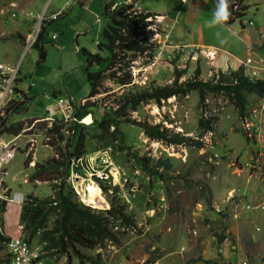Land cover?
Here are the masks:
<instances>
[{
  "label": "rangeland",
  "instance_id": "rangeland-1",
  "mask_svg": "<svg viewBox=\"0 0 264 264\" xmlns=\"http://www.w3.org/2000/svg\"><path fill=\"white\" fill-rule=\"evenodd\" d=\"M43 1L0 0V63L10 67L20 63L17 85L30 93L27 100L18 101L22 104L19 114L9 115V124H21L19 133H1L0 136L4 141H13L15 148L6 167L8 193L23 194L20 205L0 202V224L4 234L26 240L29 235L20 220L22 205L29 196L38 200L54 197L57 191L54 185L58 186L64 177L62 168H50L45 179L30 180L38 166L52 158L60 160V153L66 150L64 146L71 136L68 129L73 119L69 117L70 104L65 108L60 102L70 101L72 106L79 102L87 104L99 118L103 109H117L121 96L128 90L142 92L171 86L175 81L184 83L193 78L197 68L201 81H208L219 70H236L217 67L218 57L226 53V46L220 47V43L229 42L225 38L227 35H222L218 44L206 38L201 44H195L192 34L196 26L183 20L191 0L185 4L182 0H126L132 6L129 12L154 15L151 17L154 23L151 40L155 50L151 56H139L129 61L130 84L120 85L106 79L101 83L99 93L87 97L90 91L87 54L106 55L98 47V43H104L103 28L108 22L103 13L106 0H52L47 14L53 12V18L43 24L35 41L45 50L41 59L35 43L30 47V40H26L28 34L35 31V22L27 17L12 18L10 14L17 10L36 15L42 12ZM229 11L242 14L230 26L234 31H240L241 25L251 30L263 27L258 39L264 49V0H235ZM230 23L228 21L227 25ZM53 35L55 39H52ZM248 60L251 67L244 68L246 76L264 80V64H255L251 56ZM104 65V62L93 64L90 69H103ZM178 72L183 73L177 78ZM246 98L244 117H240L222 94L206 95L205 107L199 103L197 91L172 96L162 100L160 105L153 101L140 104L135 111L128 112L131 121L158 124L172 133L202 140L203 147L199 149L151 140L139 126L129 122L120 124V135H117L120 138L109 140L111 147H105L106 141L98 136L94 117L84 116L79 121L82 124L79 130L85 136L87 153L79 160L72 159L64 192L79 205L92 210H107L112 203L123 204L126 213L132 215L136 228L122 231L119 227L124 232L118 234L119 244L107 241L104 247L93 249L76 246L79 254L70 251L72 264H137L136 260L147 259L154 251L150 250L152 245L160 241L170 250L181 246L179 250L184 258H190L199 254L201 238L211 237L214 232L229 237L225 233L229 221L224 217L232 211L236 218L244 216L237 206V200L243 198L242 185L253 183L256 190L257 180L264 184V96L246 94ZM55 103L59 104L58 110ZM49 106H53V121L35 119L48 116ZM16 107L17 104L15 110ZM209 112H216L219 120L212 132H203L198 122ZM61 122L64 124L60 131L62 141L57 134H46L48 128ZM77 135H73V139ZM147 158L150 159L147 161L149 168L158 158H168L171 168L160 167V175L152 176L142 171V159ZM102 173H107L108 177ZM23 178L27 183H20ZM90 183V203H87L81 194ZM95 198L98 206L91 203ZM255 208L262 210L264 204ZM51 226L52 219H49L47 227ZM113 229L118 230V227ZM28 241L31 248L37 250L45 244L39 234ZM0 245L2 260L7 254ZM42 255L43 264H67V257L58 253L44 251Z\"/></svg>",
  "mask_w": 264,
  "mask_h": 264
},
{
  "label": "trees",
  "instance_id": "trees-1",
  "mask_svg": "<svg viewBox=\"0 0 264 264\" xmlns=\"http://www.w3.org/2000/svg\"><path fill=\"white\" fill-rule=\"evenodd\" d=\"M118 1H121L118 3ZM131 5L126 3V0H106L104 2L103 13L107 16L108 22L103 28L104 43H98V47L106 52L105 57L100 53L87 54V79L90 84V91L87 97H91L99 93L101 83L110 79L120 85H128L131 83V76L129 73V66L139 56L152 55L154 52V42L151 40L153 30L154 15L147 13L134 14L129 12ZM242 15V14H241ZM240 13H233L229 22H233L239 18ZM35 48L39 50L40 58H44L45 50L42 46L35 44ZM104 62V68L92 71L90 67L93 64L99 65ZM183 72L177 73V78ZM191 91H197L199 103L204 104L206 95L222 94L227 101L231 103L238 111L240 117H244L247 106L246 94H255L259 97L264 96V80L250 79L244 74L242 66L236 70H227L225 72L219 70L208 81L199 80V69H195L194 76L187 82L175 83L171 86L163 88H152L151 90H144L142 92H132L128 90L121 96V102L117 109L113 111H106L103 109L99 118H96L95 111H93L87 104H79L73 106L71 118V126L68 129L71 136L64 146L66 150L60 153L59 159H51L42 166H38L30 177V180L45 179V173H49V169L57 170L62 168L64 170V177L54 189H57L54 197L48 200H38L29 196L21 207L20 220L23 225V230L28 232V240L39 234L40 239L45 243L42 248L43 251H49L51 254H60L67 257V264H72V251L75 255L76 246L86 249H93L94 247H104L107 241L115 244L120 243L118 234H124L122 231L127 228L135 229L132 215L125 211V206L120 203H112L107 210H92L88 206H82L73 201L68 194H65L67 177L69 176V166L72 159L83 157L87 152L84 148L85 136L80 132L82 124L79 121L84 116L91 114L94 121L97 123L98 136L103 138L104 146H110L113 140L120 138V124L129 122L139 126L144 134L151 140L165 142L166 144L186 145L196 148H202L203 142L200 139H191L188 136L179 133L170 132L167 128L160 127V125H149L145 122H135L128 118V112L135 111L140 104L149 103L150 101L160 105L162 100H166L172 96H185ZM85 99V98H83ZM82 100V99H81ZM93 107H97L92 104ZM7 117L2 119L0 126V133L6 132L10 134H18L21 129V124H9ZM219 118L216 112H209L207 116L201 117L198 126L203 132H212ZM33 121V120H32ZM30 121V122H32ZM64 124L56 123L51 128L46 130L47 135L57 134L62 141L63 136L61 129H64ZM113 128L111 131L110 128ZM73 139V135H76ZM108 138V139H107ZM111 138V139H109ZM142 171L152 176L160 175L158 170L170 169L171 164L168 158H158L152 167H148L147 161L150 159H142ZM38 165V164H37ZM47 179V178H46ZM53 179V178H52ZM98 206L96 198L91 202ZM54 217V218H53ZM52 219L51 228L47 227V222ZM118 227V230H114ZM216 241L220 244L224 239L223 234H213ZM8 238L0 235V244L3 245ZM2 246L0 245V250ZM83 260L82 256H78ZM89 258H87L88 260ZM8 259L0 260L7 263Z\"/></svg>",
  "mask_w": 264,
  "mask_h": 264
},
{
  "label": "crops",
  "instance_id": "crops-1",
  "mask_svg": "<svg viewBox=\"0 0 264 264\" xmlns=\"http://www.w3.org/2000/svg\"><path fill=\"white\" fill-rule=\"evenodd\" d=\"M229 2L231 3L232 0H229ZM213 7L214 0H208L207 3H205V0H191L189 7L185 10L186 13L183 14L184 23L196 26L192 34L195 44H201L202 39L205 38L218 44L220 43L219 38L222 35H227L225 38L229 42L220 43V47L226 46V53L218 57L216 62L219 66L217 67L220 69H237L239 66H243L249 69L251 66L246 63V59L250 56L253 57L255 64L260 62L264 64V49L262 48L260 39H258L261 36L258 33L263 27L251 30L250 28L245 29L244 25H241L240 31H234L230 26L235 21L227 26L218 25L215 26L216 28L209 27ZM214 28L216 30L219 29V31H214ZM255 33L256 36L254 35ZM38 45L40 44L38 43ZM3 58L7 60V56L5 55ZM6 63L11 64L7 61ZM27 95L29 98L30 93L28 92ZM257 181L256 190L253 183L252 185H248L247 182L242 185L244 188L242 191L239 189L243 198L237 200L238 204H235L241 208L244 216L234 218V212L232 211L233 214L230 213V217H224L225 220L229 221L225 232L228 233L229 237H225L220 244L217 243L214 235L215 239L213 236H205L199 241V254L195 257L184 258V255L179 250L181 246L176 247L175 250H170L166 248L163 241H160L161 243L158 242L152 245L150 250L154 249V251L149 253L150 256L147 259L136 260V262L140 263L144 261L145 264H242L243 262H247L248 264H264V209L255 208L259 204H264V184L259 183L260 179L259 182ZM247 207H253V209H247ZM144 257H147V255L145 254Z\"/></svg>",
  "mask_w": 264,
  "mask_h": 264
},
{
  "label": "built area",
  "instance_id": "built-area-1",
  "mask_svg": "<svg viewBox=\"0 0 264 264\" xmlns=\"http://www.w3.org/2000/svg\"><path fill=\"white\" fill-rule=\"evenodd\" d=\"M44 7L41 13L34 15L31 12H17L14 10L11 12V16L14 18L24 17L30 18L35 22V31L28 34L27 41L30 40L28 46H32L39 34L40 27L43 21L48 20L53 17V14L50 17L46 16L47 8L49 6L50 0H45ZM184 2L186 0H183ZM52 38H55L53 36ZM28 49V47L26 48ZM250 62V60H247ZM19 64L14 67H10L0 63V126L1 121L4 118H7L9 115H12L15 111V105L18 104V101L25 99V91L18 88V78H19ZM32 85V84H31ZM70 102H60L61 107L68 108L67 106ZM19 109L16 107V110ZM49 117L45 119L38 120H48L53 121V107H48ZM35 120V121H38ZM29 128H27L28 130ZM3 134V133H2ZM0 134V136L2 135ZM14 140V139H13ZM13 141H4L0 137V202H10L20 204L23 202V194L21 192L8 193L9 187L7 186V176L8 172L6 167L9 161L12 158L13 151ZM80 158L76 159L79 160ZM75 160V159H74ZM103 174V173H102ZM108 177L107 173L103 174ZM20 183H27V179L23 178ZM263 208V207H262ZM0 235H5L3 233V228L0 224ZM4 249L7 254L8 264H43L41 259L42 252L40 250L31 248L30 243L20 237V236H10L5 242H3ZM245 264V263H243Z\"/></svg>",
  "mask_w": 264,
  "mask_h": 264
},
{
  "label": "clouds",
  "instance_id": "clouds-1",
  "mask_svg": "<svg viewBox=\"0 0 264 264\" xmlns=\"http://www.w3.org/2000/svg\"><path fill=\"white\" fill-rule=\"evenodd\" d=\"M183 1V0H182ZM46 1L44 0L43 1V4L45 3ZM208 2V0H205V3H207ZM186 3V1L185 2H182V4H185ZM235 3V0H232V3L230 4V2H229V0H214V7H213V9H212V11H211V21H210V23H209V27H215V26H218V25H227V23H228V21L230 20V17L232 16V13L229 11V9H230V7L232 6V4H234ZM50 5H51V0H50V3H49ZM50 5L48 6V8L50 7ZM48 8H47V12H46V16H48V17H50V15H52L53 14V12L52 13H50L49 15L47 14L48 13ZM12 11H14V10H12ZM11 11V12H12ZM25 12V11H24ZM10 16H11V14H10ZM12 17V16H11ZM12 18H14V17H12ZM18 18H24V17H18ZM53 18V17H52ZM52 18H50V19H52ZM50 19H48V20H45V21H43L42 22V24H41V27H40V31H42L41 29L43 28V24L44 23H46V22H49L50 21ZM237 19V18H236ZM235 19V20H236ZM240 19V18H239ZM234 20V21H235ZM40 31H39V33H40ZM41 34V33H40ZM53 36H55V35H53ZM52 36V37H53ZM39 38H40V35H39ZM55 38H56V36H55ZM55 38H52V39H55ZM36 41V40H35ZM35 43V42H34ZM36 44V43H35ZM34 45V44H33ZM35 47V46H34ZM28 49H26V51H27ZM250 59V58H249ZM247 60H248V58L246 59V63L248 64L249 62H247ZM251 60V59H250ZM17 64H19V66H20V63H17ZM240 67V66H239ZM238 67V68H239ZM243 67V66H242ZM245 67H243V69H244ZM20 69V68H19ZM245 74V73H244ZM246 75V74H245ZM18 82H19V78H18ZM31 85V84H30ZM19 88V87H18ZM29 88V87H28ZM20 89V88H19ZM22 90V89H21ZM23 91H25V99L24 100H27L28 99V90H23ZM27 98V99H26ZM61 100L59 99V101L58 102H60ZM66 101H68V100H66ZM57 102V103H58ZM70 102V101H69ZM24 104V103H23ZM19 106V109L18 110H15L14 112H13V114L11 115V116H13L14 114H19V112H20V108H21V106H22V104L21 105H18ZM18 106H17V108H18ZM49 107H53V106H49ZM56 108H57V110H58V108H60L59 107V104H56V106H55ZM72 109H73V106H72V104L70 103V115H69V117L71 116V113H72ZM88 115H91V114H88ZM9 118H10V116H8ZM47 117H49V115L48 116H46V117H38V118H42V119H45V118H47ZM36 119V118H35ZM43 121H48V120H43ZM33 124V123H32ZM30 127V126H29ZM28 128V127H27ZM3 133H6V132H3ZM1 134V133H0ZM82 158V157H81ZM1 202H5V201H1ZM16 204V203H15ZM18 205H20V204H18ZM229 214L230 213H228V214H225V218H228V217H230L229 216ZM231 214H233V213H231ZM233 216H234V218H236V214L234 213L233 214ZM194 234V233H193ZM3 236H5V237H7V238H9L10 236H8V235H3ZM28 241V240H27ZM29 242V241H28ZM41 252H44L42 249L40 250ZM7 258V257H6ZM8 259V258H7ZM41 259L43 260V255H41ZM137 263V262H136ZM243 263H245V264H248L247 262H243ZM242 263V264H243ZM6 264H8V261H7V263ZM137 264H140V263H137ZM150 264H155V263H150Z\"/></svg>",
  "mask_w": 264,
  "mask_h": 264
},
{
  "label": "bare ground",
  "instance_id": "bare-ground-1",
  "mask_svg": "<svg viewBox=\"0 0 264 264\" xmlns=\"http://www.w3.org/2000/svg\"><path fill=\"white\" fill-rule=\"evenodd\" d=\"M91 186H92V183L86 185V187H84L82 189V194L81 195L86 201H88V199H90L88 190L91 189ZM87 203H90V202L88 201Z\"/></svg>",
  "mask_w": 264,
  "mask_h": 264
}]
</instances>
